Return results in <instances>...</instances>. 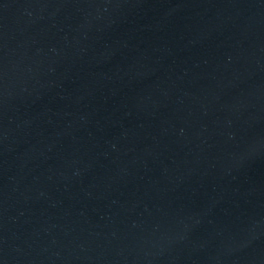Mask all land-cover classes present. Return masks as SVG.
<instances>
[{
  "label": "water",
  "instance_id": "1",
  "mask_svg": "<svg viewBox=\"0 0 264 264\" xmlns=\"http://www.w3.org/2000/svg\"><path fill=\"white\" fill-rule=\"evenodd\" d=\"M0 264H264V0H0Z\"/></svg>",
  "mask_w": 264,
  "mask_h": 264
}]
</instances>
